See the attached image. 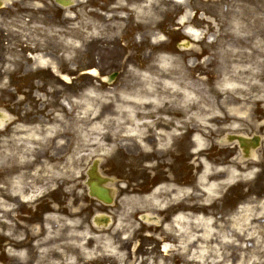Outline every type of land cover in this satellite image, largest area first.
<instances>
[{
    "label": "rangeland",
    "instance_id": "obj_1",
    "mask_svg": "<svg viewBox=\"0 0 264 264\" xmlns=\"http://www.w3.org/2000/svg\"><path fill=\"white\" fill-rule=\"evenodd\" d=\"M146 2L156 14L153 8L158 0ZM177 9L182 11L184 24L174 21L181 29L171 34L170 43L165 32H156L160 20L156 14L159 17L153 18L147 32L137 34L140 40L135 44H130L129 36L134 37L126 33L128 37L120 40L118 48L111 46L118 57L127 59L118 63L121 77L112 83L88 75L82 95L64 91L58 97L55 93L53 99L41 97L39 107L36 95L17 98L12 91L19 82L36 89L34 75L36 69L42 71L39 65L34 63L27 76L9 85L10 90L0 98L2 105L10 104L11 117L0 157V183L8 184L0 189V264H181V258L191 264H264V0H186ZM83 25L75 22L70 35L59 42L62 49L45 57L58 63V56L62 58L65 52L74 60L73 55L83 48ZM45 28L35 23L29 28L28 40L36 44L53 40L54 32ZM98 29L92 34L97 35ZM187 39L190 47L177 46ZM146 40L152 48H143L141 55L140 44ZM15 53L22 51L16 47L9 53L17 60L20 55ZM136 59L143 63L147 59L149 64L138 65ZM54 82V87L47 88L49 94L61 90L57 79ZM185 91L193 96L184 103ZM124 96L139 103L129 104ZM150 98L156 103L151 104ZM64 100L70 105L64 106ZM52 105L54 117L43 121L40 116L39 123L57 126L36 127V108L42 112L43 106L46 111ZM127 106L133 111L127 112ZM58 125L70 126L78 157L68 162L56 159L54 165L47 160L36 162L37 145L55 150V142L62 141L57 139ZM163 125L194 126L201 185L199 214L177 220L178 215L174 222L166 220L167 226L162 211L171 202L161 192L150 196L142 190L147 181L138 177L144 170L134 168L139 158L134 152L138 153L141 144L144 154L150 148V132L160 136V147H167L166 135L157 132ZM231 133L260 134L263 140L247 159L236 143H226ZM95 159L116 161L120 168L112 176L116 201L110 207L102 205L114 222L103 231L91 222L103 207L84 199L80 181L86 165ZM149 162L157 161L141 157L136 163L145 169ZM206 171L208 181H202ZM63 179L79 185L76 198L73 192H65V186L57 191V203L50 198L39 203L50 181L58 184ZM208 182L217 183L213 192L204 190ZM64 193L68 201L60 200ZM184 196L180 192L171 198L176 201ZM42 206L49 208L43 216ZM143 213L157 215L159 220L144 222Z\"/></svg>",
    "mask_w": 264,
    "mask_h": 264
},
{
    "label": "flooded vegetation",
    "instance_id": "obj_2",
    "mask_svg": "<svg viewBox=\"0 0 264 264\" xmlns=\"http://www.w3.org/2000/svg\"><path fill=\"white\" fill-rule=\"evenodd\" d=\"M146 1L147 0H0V98L10 90L11 86L9 85H12L15 79H18L19 82V78L29 74L31 66L34 63L39 65L37 68L42 69V71H39L40 69H36L35 71L36 89L27 88L23 83L19 82V85L13 86L15 90L12 91L17 98L36 95V104L38 107L40 103L43 102L39 100L41 97H45L46 99L52 98L55 93L58 97L62 96L64 91L68 94L73 93L76 96L82 95L86 91L87 84L84 82V79L88 75L93 76L95 79H100L103 82H108L110 79L111 83L114 82L118 77H121L122 69L118 67V63L120 60L125 62L127 59L125 57L123 58V56L122 58L118 57L116 54L117 51H113L111 46L118 48L120 40L128 37L126 33H130L134 37L131 39L132 37L129 36L131 41L130 44H135V40L139 39L137 34L140 32H147L153 18L160 16V20L156 23V32H165L168 36L166 40L169 39L170 43L172 41L171 34H177L181 29V26L174 25V21L176 20L178 23L184 24L182 11L181 9H177V7L179 4H184L185 1L158 0L156 7L153 9L159 16L148 8L149 5ZM174 4H176V7ZM169 14L171 15L170 19ZM80 16L82 17L79 18ZM41 18L43 20H41ZM40 20L41 24L37 22ZM77 21H81L82 24H84L81 27L84 42L82 50L73 55L74 60L68 59L65 52L60 54L62 58L58 56V63L45 57V54L55 53L56 49H62L59 43L60 40L70 35L74 27L73 24ZM35 23L39 28L48 27L45 29L53 31L54 39L43 41L38 44L28 40L31 38L29 28ZM91 24H98L103 34L101 35L98 26L93 27ZM94 29H98L97 35L92 34ZM196 30L199 31V29ZM119 34H122V36ZM108 41L109 43H106ZM179 43H177L178 47ZM147 44L151 46L149 40L140 44L139 53L141 55L143 53V48H148L149 50L152 48L147 46ZM16 47L20 49L22 53H15L14 55L19 54L20 58L14 60L9 56V53L14 52V48ZM125 48H128V46L126 45ZM136 61L138 65L147 66L149 64L147 59H144V63L140 59H136ZM12 64H15L16 67L10 68ZM105 66H109V68L105 69ZM107 72H109L108 75L106 74ZM50 78L52 80L47 83ZM56 79L62 86L61 90H55L53 94H49L47 88L54 87L56 82L53 83V81H56ZM61 81L65 82L66 85ZM5 82L7 84H3ZM22 86L26 89H20ZM64 102H66V100H64ZM47 104L50 103L47 102ZM65 104L70 105L68 101L64 103V106ZM9 105L10 104L2 105L0 103V157L2 156V146L7 140L8 124L10 123L9 121H11L10 113L7 111ZM43 108L45 109L47 106L41 108L42 112L36 108V127L57 126L46 125L45 123L42 125V123H39L40 116L43 117V121H49L54 117V115H51V111L55 109L53 105L48 107L46 111L43 110ZM64 114L68 117L66 112H64ZM64 119L66 118L64 117ZM58 126L61 127V130L57 134V139L62 141L60 143H55L59 147L57 148L59 150L56 149V145L55 150L54 147L41 149L40 146L37 145L36 162L47 160L54 165L56 159L57 161L68 162L71 161L72 158L78 157V155L74 153L77 145H72L75 137L72 135L70 126ZM158 131H163V134L166 135L168 143H164V145L167 147H160V136L158 137L156 132L154 133L155 135L150 132L148 134L150 148H143L145 150L144 154L141 152V144L138 153L134 152L135 156H139L138 159L141 160V157L152 159L157 161L156 164L149 162L148 168L143 169V167H140L136 163L138 161L137 159L134 163V168L136 170H144V174L138 177V179L142 177L143 179L141 180L147 181L142 190L150 196L156 192H161L164 194V198L171 202V204L167 205L166 209L162 211V217L165 220L164 226H167L166 220L174 222L178 215L177 220H180L182 217L184 219H189L191 216L190 214H199L200 199L197 197L200 195L201 190V185L199 184L200 167H196L195 162V152L197 149L194 148L193 144L195 136L193 125H163L157 132ZM258 135L260 136L261 145L263 138L262 135ZM144 138L146 139L147 137L144 135ZM184 141H187L189 144H184L183 146ZM184 162H186V164H184ZM115 163L116 161L100 162L99 159H95L91 164L88 163L86 165L84 173L80 176L82 177L80 181L83 182L82 186L86 193V195H84L86 201L92 202L93 200L105 207H110L115 203L117 192H115L112 186L114 183V177L112 176L115 173L118 174L117 172L120 170ZM101 178L103 179L101 188L108 191L112 202L106 203L101 201L93 197L90 193L89 184L97 179L99 181ZM206 179L204 181H206ZM68 181L69 183L63 179L58 184H56V181H50L49 189L45 194L40 196L39 203L44 204L47 198H50L53 203H57L55 201V199H57V191L60 188L65 189V186H67L65 192H73L74 198H76L75 195L81 188L79 185L73 184L74 181ZM0 182H2L1 179ZM7 186V182L0 183V189ZM180 192H184L186 196L179 197L176 201H173L176 199L171 198L174 193ZM59 196L60 200L64 201H68V198H70L65 193ZM38 199L39 197L36 200ZM222 203H224V201H222ZM173 205L174 207H172ZM41 209V215L43 216L44 210L49 208L48 206H42ZM102 214H107L111 218V223L114 222V217L108 211H105L103 207L91 217V222L94 226L96 216ZM178 245H180V241H178ZM179 262L181 264H191V261L186 262L184 258L179 259Z\"/></svg>",
    "mask_w": 264,
    "mask_h": 264
},
{
    "label": "bare ground",
    "instance_id": "obj_3",
    "mask_svg": "<svg viewBox=\"0 0 264 264\" xmlns=\"http://www.w3.org/2000/svg\"><path fill=\"white\" fill-rule=\"evenodd\" d=\"M174 87H175V86H173L171 89H173ZM192 96H193V95H192L190 92L185 91L184 96H183V102L185 103V102L188 101ZM124 97H126V98L128 99L127 102H128L129 104H130V102H131V103H132V102H134V103H139V102H137V101L131 99L129 96H124ZM149 102H150L151 104H154V103H156V99H154V98H150ZM131 108H132L131 106H127V108H126L127 112H131V111H133V108H132V109H131ZM197 142H198L199 146H202V139H201V138L197 137ZM200 149H202V148H200ZM206 168H207V171H208V166H207V164H206ZM207 171L204 173L205 176L202 178L203 181L208 177V176H207V174H208ZM203 186H204V190H205L206 192H213V191H214L213 189L217 187V183L209 184V182H208V183H204Z\"/></svg>",
    "mask_w": 264,
    "mask_h": 264
},
{
    "label": "water",
    "instance_id": "obj_4",
    "mask_svg": "<svg viewBox=\"0 0 264 264\" xmlns=\"http://www.w3.org/2000/svg\"><path fill=\"white\" fill-rule=\"evenodd\" d=\"M230 139L231 140H236L237 139L242 146H244L245 142L247 141L244 137L236 136V135L231 136ZM253 142H254V145H257L258 144V138H255L253 140ZM91 187H92V194L94 196H97L98 198H100V199H102L104 201H107V202L111 201V198L109 197V193H108L107 190L98 188L97 183L91 185Z\"/></svg>",
    "mask_w": 264,
    "mask_h": 264
}]
</instances>
